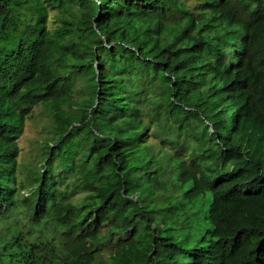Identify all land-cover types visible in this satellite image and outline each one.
Returning a JSON list of instances; mask_svg holds the SVG:
<instances>
[{"label": "trees", "instance_id": "obj_1", "mask_svg": "<svg viewBox=\"0 0 264 264\" xmlns=\"http://www.w3.org/2000/svg\"><path fill=\"white\" fill-rule=\"evenodd\" d=\"M0 264H264V0H0Z\"/></svg>", "mask_w": 264, "mask_h": 264}, {"label": "rangeland", "instance_id": "obj_2", "mask_svg": "<svg viewBox=\"0 0 264 264\" xmlns=\"http://www.w3.org/2000/svg\"><path fill=\"white\" fill-rule=\"evenodd\" d=\"M40 111H42V108L39 106L36 107L32 115L28 118L26 122L25 131L19 140L20 146L24 151L20 154V161L31 160V158H29L31 150L34 151L35 149H37V151H40L39 148H37L38 142L41 141L43 138L50 136V134L47 133L48 130H45V127L51 126L50 124H52L53 126V121L50 116L46 113L40 116ZM149 142H151L150 144L153 146V148H157L159 146V143L156 140H150Z\"/></svg>", "mask_w": 264, "mask_h": 264}, {"label": "clouds", "instance_id": "obj_3", "mask_svg": "<svg viewBox=\"0 0 264 264\" xmlns=\"http://www.w3.org/2000/svg\"><path fill=\"white\" fill-rule=\"evenodd\" d=\"M204 239H205L204 236L199 235V236L197 237V239H196V244H197L198 242L203 241Z\"/></svg>", "mask_w": 264, "mask_h": 264}, {"label": "bare ground", "instance_id": "obj_4", "mask_svg": "<svg viewBox=\"0 0 264 264\" xmlns=\"http://www.w3.org/2000/svg\"><path fill=\"white\" fill-rule=\"evenodd\" d=\"M257 187V186H256Z\"/></svg>", "mask_w": 264, "mask_h": 264}]
</instances>
